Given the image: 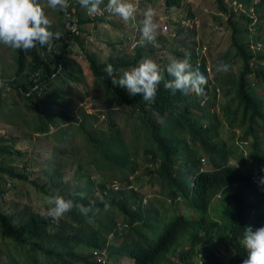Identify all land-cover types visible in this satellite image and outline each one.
<instances>
[{"label":"trees","instance_id":"1","mask_svg":"<svg viewBox=\"0 0 264 264\" xmlns=\"http://www.w3.org/2000/svg\"><path fill=\"white\" fill-rule=\"evenodd\" d=\"M215 1L226 16L231 41L209 72L204 60L197 65L195 57H189L192 68L207 78L204 95H172L162 80L155 98L145 100L113 85L114 77L136 66L144 56L141 45L131 59L116 56L99 61L85 52L94 89L106 103L107 129L88 126V118L97 121L98 117L83 109L81 118L60 110L62 100L72 95V84L84 82L80 63L67 51H48V46L12 50L13 72L9 78L0 75V120L48 135L54 144L80 136L86 151L84 164L97 171L100 179L93 180L83 171L79 177H85L87 185L70 189L63 177L65 148L58 150L49 169L30 179L11 164L23 155L22 150L0 136V183L5 177L17 178L31 183L47 198L59 194L74 201L73 208L59 219L32 212L17 220L0 209V264H127L126 258L134 264H241L246 256L239 244L244 227L264 225V184L259 183L264 176V48H251L264 44V36H251L249 29L252 24L260 30L264 0ZM228 2L252 9L258 16L237 13ZM71 3L80 8L78 0ZM177 3L179 0H166L170 6ZM67 13L60 12L63 36L55 41L72 39L78 45V24L91 19L75 18L69 8ZM72 23L77 32L71 29ZM218 60L230 65L229 72H216ZM108 64L113 68L111 76L105 71ZM209 73H213L211 86ZM218 92L226 99L218 107L220 116L212 110ZM118 107L129 109L120 110L128 136L111 116V109ZM220 126H225L229 138L220 137ZM237 138L247 141L245 154L237 153ZM138 151L143 160L139 175L134 160ZM236 157L249 163L250 170L234 165ZM23 166L26 171L30 167ZM137 181L138 187L144 183L153 187L148 202L133 186ZM216 196L220 198V220L210 216ZM90 203L97 211L87 215L75 206ZM182 203L193 211L190 215L179 211ZM183 238L188 246L177 249Z\"/></svg>","mask_w":264,"mask_h":264},{"label":"rangeland","instance_id":"2","mask_svg":"<svg viewBox=\"0 0 264 264\" xmlns=\"http://www.w3.org/2000/svg\"><path fill=\"white\" fill-rule=\"evenodd\" d=\"M132 2L135 5L134 17L128 22L106 11L100 15L89 16L83 8H76L72 3L69 4V10L74 14L75 18L87 16L91 19L87 23H77L78 27H80L79 38L81 43L77 45L72 39L69 41L53 40L51 45L48 46V51H67L71 58H75L80 63L84 75L83 83L72 84V95H70V99L62 100L60 110L64 113H72L80 118L82 117L80 109L96 115L98 117L97 121L90 117L87 122L88 126L95 129H107L109 119L105 114L107 110L106 103L103 98L98 96L99 92L94 89L93 77L88 69L84 54L85 52L92 53L99 61L116 56H121L125 59L133 58L136 48L141 45L139 43L141 39L140 26L147 8L153 9V21L157 25V36H161V39H156L155 45L147 42L141 45L145 53L140 61L151 59L156 62L162 71L163 82L165 83L170 82L166 69L172 61L180 63L185 55L188 57L193 55L197 65L202 60L206 62L207 71L209 72L211 66L230 45L231 29L226 23V16L219 12L215 0H179V3L171 6L166 4V0H132ZM40 3L46 16L51 21V30L59 31L60 12L48 8L46 0H40ZM228 5L237 13L245 12L253 18L258 16V13L253 12L252 9L250 11L242 9L241 5L235 2H228ZM101 7L103 8V5ZM66 16H68V13H66ZM249 29L251 36L260 35L259 38H262L261 36H264V20L260 21V30L258 32L253 29L252 24L249 25ZM251 48L258 50L264 48V44H252ZM189 65L192 68V64L189 63ZM13 68L12 49L0 45V75L4 78H9ZM237 68L238 66L235 64L233 69L237 71ZM208 79L210 82L209 86H211L213 73H209ZM12 94L15 93L13 92ZM6 99L11 101L10 96H6ZM223 100L226 99L221 92H218L216 94L215 107L212 109L218 115V107ZM121 109L126 112L129 111L126 107L113 108L111 109V116L120 123L125 136H128L129 128L124 123L126 121L123 119L124 116L120 111ZM54 130L55 128L52 127L51 131ZM219 131L220 137L229 138L225 126H220ZM0 136L9 139L13 148L22 150L23 155L15 157L11 164L16 171L26 172L30 179H35L42 169L47 170L50 168L51 162L55 160L53 158H55L60 148L66 149L63 177L70 189L74 190L87 185V179L79 177V173L83 171L86 176L90 174L94 178L93 180L100 179L97 171L93 170L87 163L84 164L86 151L80 136H75L73 140L65 144H54V141L48 135L34 134L24 126L11 125L1 120ZM237 139V153L243 151L245 154L248 152L249 149L246 147L248 145L244 146L239 141V138ZM75 154L79 155L76 156ZM245 156L248 158V155ZM134 160L136 161L135 174L139 175L143 169L140 151L137 152ZM78 162L83 163V166L79 167ZM25 164L30 166L27 171L24 170L23 165ZM233 164L242 171H248L251 168L249 163L241 162L238 157L233 159ZM205 166L207 167L206 164ZM139 182L137 181L133 186L139 188V192L142 195H146L145 199L148 202L152 198L153 187L149 186L148 183L138 187ZM0 189L2 190V192L0 191V209L12 213L15 219H24L32 212L46 214L48 207L46 204L47 197L40 194L31 183L17 178L8 179L5 177L4 181L0 183ZM219 200L220 198L216 196L210 208V216L216 220H220L219 215L221 214ZM179 211L188 215L193 212L184 203L180 205ZM187 246V240L183 238L177 244V249ZM125 261L127 264H134L130 258H126ZM194 262L198 263L196 258H194Z\"/></svg>","mask_w":264,"mask_h":264},{"label":"clouds","instance_id":"3","mask_svg":"<svg viewBox=\"0 0 264 264\" xmlns=\"http://www.w3.org/2000/svg\"><path fill=\"white\" fill-rule=\"evenodd\" d=\"M70 0H46L48 8L67 13ZM89 16L100 15L108 12L119 16L128 22L134 17L135 5L132 0H78ZM103 5V8L101 7ZM153 9L147 8L140 26L141 39L139 43L155 45L157 25L153 21ZM63 36L60 31L51 30V21L46 16L40 0H0V45L12 50H29L37 46H50L53 40ZM189 57L184 56L182 62L172 61L166 71L170 82L164 88L172 95L179 93L182 96L189 94L204 95L207 78L199 69H193L188 63ZM218 73H227L230 65L223 60H218L215 65ZM105 71L109 76L113 73L111 64L106 65ZM164 79L158 64L151 59H144L136 66L123 71L118 78L112 79L113 85L127 89L128 93L135 96L141 95L145 100H153L157 86ZM3 81H0L2 84ZM264 171V169H262ZM260 184H264V176L260 177ZM80 195H83L82 193ZM46 215L59 219L64 213L71 210L74 201L56 194L46 200ZM81 214L97 211L90 203L75 205ZM108 205L105 203V207ZM239 244L246 252L241 264H264V225L253 229L246 226L243 229ZM200 260V259H199ZM201 263V260L198 261Z\"/></svg>","mask_w":264,"mask_h":264},{"label":"built area","instance_id":"4","mask_svg":"<svg viewBox=\"0 0 264 264\" xmlns=\"http://www.w3.org/2000/svg\"><path fill=\"white\" fill-rule=\"evenodd\" d=\"M70 27H71V29H72L73 31L77 32V29H76L77 26H76L75 23H72V25H71ZM241 143L245 146V145L247 144V141H241ZM93 256H96V258L98 259V261H100V262H104V260L102 259L101 255H99L98 252L93 251Z\"/></svg>","mask_w":264,"mask_h":264}]
</instances>
